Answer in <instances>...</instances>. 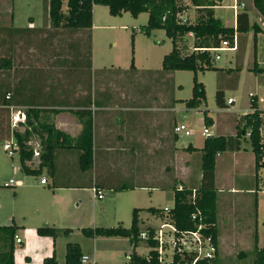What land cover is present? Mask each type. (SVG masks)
Listing matches in <instances>:
<instances>
[{"label": "crops", "instance_id": "1", "mask_svg": "<svg viewBox=\"0 0 264 264\" xmlns=\"http://www.w3.org/2000/svg\"><path fill=\"white\" fill-rule=\"evenodd\" d=\"M223 1L226 0L216 3L217 5L213 8L215 18H218L215 16V10L222 7ZM227 1H231L232 4L234 2V0ZM243 2V0L238 2L239 7L236 15L243 11L246 12L249 25L252 26L256 19L254 15L257 14V21L259 20L260 23V26H257L261 31L264 22L253 7L252 1L248 0L251 4L249 9L244 8ZM193 8L196 9L194 6ZM236 15H233V27H235ZM44 16L41 27L36 26L33 18L29 17L26 26L15 27L10 22L11 24L4 27L6 33L0 31V69H2L0 70V84L5 86L0 89V115L5 120L8 116L9 124V135L0 144L11 137L14 138L13 132L23 133L27 129L30 133L27 144L32 148L33 155L29 161H25V165L30 170H37L39 152L36 153L32 146L34 140L39 141L40 137L36 136H41L44 140L47 138V133L44 130L52 127L64 133L71 145H76L75 142H78L82 133V122L89 117L91 119L93 160L91 169L99 172H94L95 174L89 178L84 176L86 172H81L78 167V150L56 148L53 173L42 167L39 173L33 176V179L24 180L27 179L24 178L17 183L12 180L13 185L8 186L16 187V184L21 187L19 191L22 195H26L24 208L30 215L38 218L39 224H42L34 225L36 227L29 233L52 241V251L47 257H42V262L53 254L55 256V241L50 237L37 235L36 229L39 227L61 229L65 225L58 224V218L60 222L62 220L66 222L71 216L75 219L73 208L77 204L72 205V209L70 208L75 193L82 189L90 192L92 191L91 186L96 185L101 190L143 189L148 191L149 196L153 191L165 190L173 198L172 188L174 186L198 188L202 175L200 149L205 139L198 140L190 138V134L184 136L182 133L174 132V127L178 124L185 125L178 123L179 113L184 111L188 113L193 109H187L179 101L177 97L178 85L175 80L171 81L170 73L162 71L161 63L160 68L154 69L151 65H144V62L140 65L137 64L136 57H133V67H131V64L128 65L126 61L120 59L121 56L118 53L98 55L97 42H94L93 7L92 27L84 29L88 35V42H79L83 33L79 29L67 30L66 28L50 27L46 8ZM185 36L191 38L192 41L188 45L190 53L196 48L195 40L192 33ZM236 36L238 38V35ZM112 45L115 46V42ZM1 61L6 63L5 68L1 67ZM139 73L145 74L140 75ZM146 75L148 77H145ZM153 82L155 87L148 86ZM7 94H9V98L5 99ZM253 96L256 97L258 106V95L253 94ZM4 100H8V106L24 112L25 115L26 111L33 112L27 119V127L23 126V122L16 124L22 129L20 131L16 126H11L9 111L3 109L7 108L4 107L7 105L3 106ZM179 103L184 108H179L181 106ZM224 105L225 107L217 108L220 111L226 110L228 105L225 100ZM258 109L261 110L259 106ZM250 111L249 109L247 113ZM240 116L235 124L232 123L230 135L209 136L237 139L243 125ZM211 120L210 128L215 129L216 123L214 119L211 118ZM33 125L37 126V130H33L35 128ZM243 129H245L244 125ZM247 138L246 136L239 140L237 149L235 148L236 143L233 141L231 142L232 147H228L227 150L217 153L215 156L213 182L216 197L215 225L218 255L220 245L227 243L228 240L239 244L240 238L244 236L240 232L243 230H240V208L245 202L243 195L247 197L254 191L257 195L259 190L260 171L255 168L254 153L250 144L249 147L242 144V140L248 141ZM14 156L18 158V165H12L13 170L24 175H31L21 171L18 153L8 157L13 159ZM43 170L50 175V180L42 177ZM41 179L45 180L44 184L40 183ZM224 191L235 196L228 198L224 196ZM260 191L263 190L260 189ZM13 194L18 196L17 192ZM40 198H43L44 203L40 202ZM103 199L104 196L97 200ZM256 206L255 235L257 247L260 248V240L263 238L256 227V218L259 216L258 202ZM149 207L147 209L154 208L153 206ZM139 210V227L142 229L149 224L147 221H151L152 215L149 214L143 220L140 218V213L146 209ZM26 217L22 220H26ZM12 223L18 227L17 237L20 231H25V228L20 226L15 218L11 219ZM95 227L98 226L83 228ZM126 239L128 240V238ZM18 244H22V241ZM91 257L96 261L94 255ZM24 260L28 262L27 264L31 263V258L28 256ZM13 262L16 264L15 254H13Z\"/></svg>", "mask_w": 264, "mask_h": 264}, {"label": "rangeland", "instance_id": "2", "mask_svg": "<svg viewBox=\"0 0 264 264\" xmlns=\"http://www.w3.org/2000/svg\"><path fill=\"white\" fill-rule=\"evenodd\" d=\"M47 0H0V31H4V27L12 24L17 26H26L28 18L34 20L36 26L41 27L44 22L45 6ZM242 0H237V2ZM244 8L249 9L251 4L248 0H243ZM186 5L184 13L181 15L186 18L188 23L194 22L196 18V9L189 0H183ZM231 1H223L222 7L215 10V16L218 17L224 27L234 26V14L228 6ZM62 11H66V0H62ZM94 15V42H97L98 55H108L112 52L118 53L120 59L131 64V59L136 57L137 64L151 65L152 68H160L161 57L168 53L172 46V41L166 37L163 30H151L148 35L143 33V27L146 25L147 13L141 12L137 16H132L129 12H122L119 15H111L109 8L103 4H95L93 6ZM254 22L260 26L258 15L255 14ZM261 31L256 35V41L253 40V30L250 28L246 33H239L238 38H235L236 51L220 52V59L213 60V66L217 70H206L197 72V80L204 85L206 101L199 108L193 109L186 113L178 115V123H184L190 133V138L198 140L204 139L202 130L206 126L203 122V111L214 119L216 128L208 127L209 135H230L232 123L235 124L237 118L249 110V94L258 95V106L264 110V71L254 73L251 71L253 63H257L259 69L264 70V25L261 26ZM69 30V29H67ZM82 37L79 42H88V35L84 29H79ZM183 36L179 40V48L181 53L188 54V45L192 42L191 38ZM133 40H132V39ZM133 41V42H132ZM115 42V46L112 43ZM132 49V50H131ZM2 70V69H0ZM222 72V73H220ZM143 75L145 73H139ZM171 81L175 80L178 85L177 97L179 100H186L191 97L193 73L189 71H174L170 73ZM4 76V72H3ZM145 77H148L147 75ZM169 82V80H168ZM220 84V86H219ZM150 87H155L153 84H148ZM5 87L0 84V89ZM217 89H221L224 93V100L229 97L234 100V103L228 105L226 110L217 108L215 101V93ZM181 104V103H179ZM179 108H184L181 104ZM10 118V114H9ZM183 121V122H180ZM34 126V125H33ZM17 127V126H16ZM31 131L37 130V126ZM33 129V130H32ZM20 131V127H17ZM37 135V134H34ZM39 141L34 140L32 146L36 153L40 152L39 142L43 139L41 136ZM35 138V137H34ZM181 138V137H180ZM78 144V142H75ZM242 144L249 147L248 141H243ZM75 152V151H74ZM12 165H18V158L14 156L10 159L3 152L2 144H0V226L11 224V219L15 218L20 226H23L25 231L18 233L22 244L14 242L16 256V264H27L24 258H31L30 264H41L42 257H47L52 251V241L50 239L40 238L34 233H29L40 222L34 215H30L24 208L26 195L21 194V187L6 186L9 180H14L16 183L19 180L33 179V175H24L19 171H15ZM80 170V169H79ZM78 170V172H80ZM259 180L258 191L247 195H243L245 201L241 209L240 231L244 236L239 240V244L229 241L220 245L219 255L216 256L215 264H251L253 259V247L255 236V211L257 202L259 203V216L256 218V227L262 236L259 246H264V191L260 189L264 186V168H258ZM83 172V171H81ZM97 171L92 169L87 170L84 176L88 178L94 175ZM99 172V171H98ZM97 172V173H98ZM42 177L50 180V175L45 170L42 171ZM126 180V179H124ZM127 181V180H126ZM104 195L103 200L94 198V193L82 189L75 193L71 200V206L77 204L73 208L75 219L73 216L68 218L66 222L58 221L62 224L61 229H69L68 234L60 233L55 240V256L58 264L64 263V249L66 243L78 244L83 254L94 255L98 264H123L124 254L130 249L126 237H96L87 238L81 234L80 229L83 227L103 226L116 227L122 225L128 228L131 225L132 210L147 209L153 206L156 209H166L173 206L172 196L168 191H153L149 196L148 191L137 189L132 191L118 190H102ZM14 192L18 196H14ZM25 196V197H24ZM224 196L230 198L235 196L227 194L224 191ZM237 197V196H236ZM40 202L44 203L43 198ZM27 217H26V216ZM149 213L143 210L140 213V218L145 220ZM26 217V220H22ZM229 218V217H228ZM74 219V220H73ZM22 220V221H20ZM119 222V223H118ZM149 223L157 221L151 219ZM146 222V223H147ZM64 223V224H63ZM145 223V224H146ZM36 225V226H34ZM142 227V226H141ZM246 235V236H245ZM223 243V242H222ZM257 244V243H256ZM46 250L45 253L43 251ZM94 251V252H93ZM43 253V254H42ZM46 255V256H42Z\"/></svg>", "mask_w": 264, "mask_h": 264}, {"label": "trees", "instance_id": "3", "mask_svg": "<svg viewBox=\"0 0 264 264\" xmlns=\"http://www.w3.org/2000/svg\"><path fill=\"white\" fill-rule=\"evenodd\" d=\"M252 5L258 12L264 22V0H251ZM47 19L52 28L66 29H91L92 27V7L95 4H103L109 8L111 15H119L122 12H129L132 16H137L141 12L147 13L146 25L143 27V33L148 35L151 30H163L166 37L171 39V50L162 57L161 68L165 73L174 71H189L193 73L191 97L186 100H179L187 109H196L205 104L206 95L204 85L197 80V72L206 70H217L213 66L212 57L208 51L193 50L188 54H182L178 48L177 42L188 33H192L196 48L217 47L221 41L226 40L232 44L235 35L246 33L250 28L253 30V40L256 41V35L260 28L253 24L249 25L246 12H240L235 17V27H224L218 18L214 17L213 8L216 6V0H189L196 7L198 16L192 23H180L178 15H181L186 9L183 0H66V11H62V0L46 1ZM132 39V38H131ZM133 40V39H132ZM133 42V41H132ZM132 50V49H131ZM6 64V63H5ZM4 61H1V67L5 68ZM133 67V59H131ZM252 72L258 73L264 70L253 63ZM216 105L219 108L225 107L223 91L217 89L215 93ZM8 100L3 101V106H8ZM6 107V106H4ZM7 109V108H3ZM249 113L240 116L243 125L239 130L237 139L226 138L224 136H206L201 152V183L196 189V206L201 211L207 230L217 239L215 225V189H214V161L217 153L224 152L231 146V142L236 143V149L239 146V140L249 134L248 142L255 156V168L260 167L259 159L262 155L264 143L260 142L259 128L262 124L260 115L264 111L259 110L257 99L253 95L249 97ZM7 111V110H6ZM8 113V112H7ZM33 112L26 111L23 126L27 127L29 114ZM0 142L9 135L8 116L6 120L0 115ZM203 122L206 127L212 125V120L203 111ZM83 129L79 137L78 144L71 145L67 136L55 128H46L47 138L40 144L38 153L39 167L37 170H30L25 165L33 155V150L28 146V130L23 133L13 132L14 139L19 145L18 156L20 169L26 174L36 176L42 167L47 168L53 173L54 153L56 148H74L78 150V167L81 171L87 172L92 168V141H91V119L86 118L82 122ZM242 133V134H241ZM99 189L98 186H91V189ZM191 188L183 187L178 191L176 186L172 188L173 206L168 211L170 220L180 229H194L195 226L190 220L191 213L195 206L191 203ZM139 209L132 210L131 225L124 228L121 225L116 227H95L82 228L80 232L87 238L95 237H126L136 239L139 227L138 213ZM150 215L161 216L162 209H146ZM18 227L13 223L0 226V264H14L13 254L15 250L14 238ZM69 229H57L54 227H39L36 233L39 236L50 237L53 241L60 233L68 234ZM257 238L254 236L253 259L251 264H264V246L257 247ZM81 248L75 243H66L64 264H80ZM27 259V258H26ZM42 264H57L54 254L45 258ZM215 264V261L214 263Z\"/></svg>", "mask_w": 264, "mask_h": 264}, {"label": "built area", "instance_id": "4", "mask_svg": "<svg viewBox=\"0 0 264 264\" xmlns=\"http://www.w3.org/2000/svg\"><path fill=\"white\" fill-rule=\"evenodd\" d=\"M220 3L222 0H216ZM239 4L237 0H234L230 5L233 14L236 15ZM180 23H188L185 18L178 15ZM235 38L232 44L223 40L217 47L212 48H194V50L208 51L213 57V60L220 59V52L235 51L236 44ZM252 94H249V97ZM9 98V94L5 99ZM234 102L233 99L228 98L226 100L227 105H231ZM10 114V124L15 127L17 123L25 121V113L18 110H14L12 106H6ZM262 118V124L259 128L260 142L264 143V114L260 115ZM175 133H182L184 136H188L189 130L183 124H178L174 127ZM204 136H209L208 127H204L202 130ZM249 137V134L246 135ZM2 149L7 156L12 157L19 150L17 141L11 137L10 139L2 143ZM262 155L259 159L260 167L264 168V148ZM41 184L45 183L44 179L40 180ZM13 185V181L9 180L6 186ZM182 185H177L178 191L183 190ZM264 191V186L262 188ZM94 197L102 199L104 193L102 190L92 188ZM196 189L191 191V203L195 206V210L190 215V220L193 222L194 229H180L169 218L168 211L171 208L162 209L161 216L152 215L151 219L156 220V223H149L142 228L136 239L128 238L129 251L124 254L123 264H213L217 253V241L213 239L211 233L207 230V226L204 222V217L196 204ZM14 241L18 244L21 243V239L15 236ZM80 264H97L95 259L90 255L82 254L80 256Z\"/></svg>", "mask_w": 264, "mask_h": 264}, {"label": "water", "instance_id": "5", "mask_svg": "<svg viewBox=\"0 0 264 264\" xmlns=\"http://www.w3.org/2000/svg\"><path fill=\"white\" fill-rule=\"evenodd\" d=\"M246 126H244V128H245Z\"/></svg>", "mask_w": 264, "mask_h": 264}]
</instances>
